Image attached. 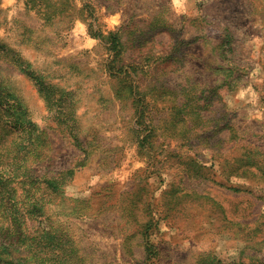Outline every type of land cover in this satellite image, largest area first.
Returning <instances> with one entry per match:
<instances>
[{
    "label": "rangeland",
    "instance_id": "rangeland-1",
    "mask_svg": "<svg viewBox=\"0 0 264 264\" xmlns=\"http://www.w3.org/2000/svg\"><path fill=\"white\" fill-rule=\"evenodd\" d=\"M0 264H264V0H0Z\"/></svg>",
    "mask_w": 264,
    "mask_h": 264
}]
</instances>
